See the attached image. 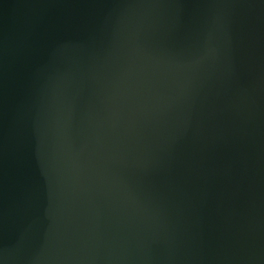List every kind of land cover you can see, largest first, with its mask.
Wrapping results in <instances>:
<instances>
[{"label":"water","instance_id":"95a60500","mask_svg":"<svg viewBox=\"0 0 264 264\" xmlns=\"http://www.w3.org/2000/svg\"><path fill=\"white\" fill-rule=\"evenodd\" d=\"M0 264H264V0H0Z\"/></svg>","mask_w":264,"mask_h":264}]
</instances>
